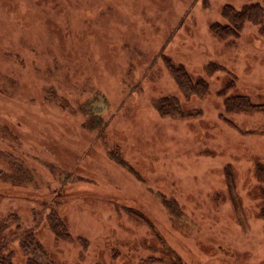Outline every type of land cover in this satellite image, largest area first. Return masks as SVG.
I'll use <instances>...</instances> for the list:
<instances>
[{"label":"rangeland","instance_id":"obj_1","mask_svg":"<svg viewBox=\"0 0 264 264\" xmlns=\"http://www.w3.org/2000/svg\"><path fill=\"white\" fill-rule=\"evenodd\" d=\"M244 1L0 0V237L58 203L55 264H264V37L210 30Z\"/></svg>","mask_w":264,"mask_h":264},{"label":"trees","instance_id":"obj_2","mask_svg":"<svg viewBox=\"0 0 264 264\" xmlns=\"http://www.w3.org/2000/svg\"><path fill=\"white\" fill-rule=\"evenodd\" d=\"M226 5L231 7L229 11L224 13L222 11V16L226 18L227 24L221 27H213L212 25L210 30L214 37H217L220 40H224L228 37L235 38L239 35V31L242 26L246 24V22L258 26L257 29L259 34L264 37V0H245L239 8H235L231 4ZM168 66L172 71V64L170 63ZM178 69V67H175L174 70ZM240 98L244 99L243 101H241V99L239 101L238 106H240V110L250 108L251 104L249 103L247 97L241 96ZM171 104L172 102L170 105ZM157 107H160L163 113H168L163 109V102ZM177 107L179 108V104L175 100L173 101V105H171V110L178 112ZM58 205V203L44 204L43 208L33 211V225L28 229L26 228V230L20 229L19 233L14 232L12 240L8 239L7 242V240L4 241L5 236L0 237V264H21L17 263V257H15L12 249L8 247V244H10L13 240L19 242L25 254L26 260L23 264H55L50 253L45 250L42 243L39 241V238L37 237V230L42 224L46 223L55 238L63 239L70 236V232H68L65 222L59 215L60 211H55V208L59 207Z\"/></svg>","mask_w":264,"mask_h":264}]
</instances>
